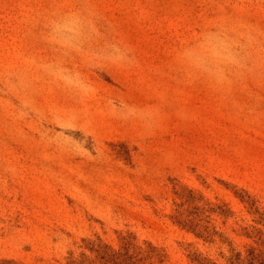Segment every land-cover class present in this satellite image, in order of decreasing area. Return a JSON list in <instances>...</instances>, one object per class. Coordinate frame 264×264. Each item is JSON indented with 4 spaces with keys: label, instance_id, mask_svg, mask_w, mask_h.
Wrapping results in <instances>:
<instances>
[{
    "label": "rangeland",
    "instance_id": "obj_1",
    "mask_svg": "<svg viewBox=\"0 0 264 264\" xmlns=\"http://www.w3.org/2000/svg\"><path fill=\"white\" fill-rule=\"evenodd\" d=\"M0 264H264V0H0Z\"/></svg>",
    "mask_w": 264,
    "mask_h": 264
}]
</instances>
